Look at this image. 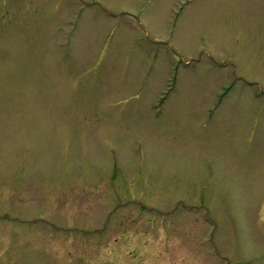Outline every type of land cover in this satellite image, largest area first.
Instances as JSON below:
<instances>
[{
    "label": "rangeland",
    "instance_id": "obj_1",
    "mask_svg": "<svg viewBox=\"0 0 264 264\" xmlns=\"http://www.w3.org/2000/svg\"><path fill=\"white\" fill-rule=\"evenodd\" d=\"M0 264H264V0H0Z\"/></svg>",
    "mask_w": 264,
    "mask_h": 264
}]
</instances>
